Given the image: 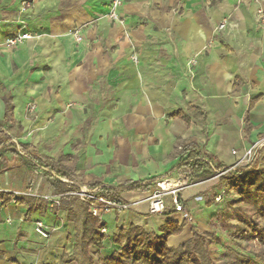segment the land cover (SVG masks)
I'll return each mask as SVG.
<instances>
[{
  "label": "crops",
  "instance_id": "obj_1",
  "mask_svg": "<svg viewBox=\"0 0 264 264\" xmlns=\"http://www.w3.org/2000/svg\"><path fill=\"white\" fill-rule=\"evenodd\" d=\"M111 1L0 0V121L12 138L43 163L72 169L83 188L182 175L179 153L191 142L230 169L248 150L262 149L264 0H124L123 24L107 18ZM26 33L33 37L5 47ZM0 176L1 193L30 186L37 193L17 204L0 201V264H85L77 245L83 202L61 201L42 173L11 156ZM192 215L169 247L185 244L194 230L216 233L209 214ZM102 220L107 232L91 249L95 264L122 250L114 237L132 226L160 235L167 221H185L180 213L152 214L143 202ZM38 221L49 239L36 232Z\"/></svg>",
  "mask_w": 264,
  "mask_h": 264
},
{
  "label": "trees",
  "instance_id": "obj_2",
  "mask_svg": "<svg viewBox=\"0 0 264 264\" xmlns=\"http://www.w3.org/2000/svg\"><path fill=\"white\" fill-rule=\"evenodd\" d=\"M4 100L6 103V118H10L13 109L11 100L8 97ZM253 104L254 102H252L251 107ZM29 149L30 147L25 144H14V138L0 125V174L7 170L8 156H11L13 160H18L31 173H42L47 183L61 196V201L70 197L77 199L73 193L91 189L97 193L98 197L108 201L123 202L121 197L123 193H153L160 181L153 179L145 182H128L120 187L95 184L91 188H83L74 181L72 169L62 165L61 162L43 163L39 157L31 154ZM258 158L259 155L250 164L237 167L231 173L223 176L221 180L236 179L245 175V178H247L245 194H249L252 190L264 193V170L257 169ZM179 159L178 173L186 174L189 171L188 176L191 182L205 180L230 169L222 164L215 163L210 155L201 151L194 142L183 146L179 153ZM64 182L67 183L64 184ZM234 187H239V185L236 184ZM12 198L11 193L0 192V201L4 204L11 202ZM241 201L240 199L236 202ZM83 204L85 212L83 229L77 245L80 247L85 264H95L91 249L92 247L101 246L104 235L100 230L105 227L101 218L91 214L89 204L86 202H83ZM174 213H176L175 209L170 206L163 215L169 216ZM186 222L184 221L182 225H178V223L169 220L160 228V235L147 234L142 229L132 226L127 231H122L120 235L114 237V243L122 246V250L112 257L101 259L100 264H212L211 257L214 259L213 250L218 245H224L215 232L199 233L194 230L192 238L185 244L177 248L168 246L169 237L179 235ZM254 230L255 234L251 235L250 238H260L264 241V233H258L256 229ZM228 250L229 252L226 253L225 258L216 264H256L252 258L239 263L231 258L232 249ZM256 258H261V256L257 255Z\"/></svg>",
  "mask_w": 264,
  "mask_h": 264
},
{
  "label": "rangeland",
  "instance_id": "obj_3",
  "mask_svg": "<svg viewBox=\"0 0 264 264\" xmlns=\"http://www.w3.org/2000/svg\"><path fill=\"white\" fill-rule=\"evenodd\" d=\"M0 124L2 125L1 121ZM9 132L11 133L10 130ZM14 139L18 141V137ZM260 143H264V140ZM257 147L252 157L258 154L260 148ZM257 169L264 170V144L260 149ZM245 177L244 175L236 179H230L228 184L226 182L222 184L226 180L217 179L212 182L216 185L214 184L205 193H199L189 200H184L182 195L185 208L192 217V214L196 212H205L211 216L210 223L218 237L221 238L222 243H224V245H218L213 250L214 259L210 256L212 264L220 263L225 258L226 253L229 252L228 249H232L231 258L239 263L252 258L256 264H264V241L260 238H250L251 235L255 234L254 229L258 233H264V193L252 190L249 194H245L247 179ZM3 182L4 179L0 176V186ZM236 184L239 187H234ZM198 197L202 198L197 199ZM218 197L222 199L217 201ZM240 199L241 202H236ZM167 202L170 206V199ZM257 255L261 258H256Z\"/></svg>",
  "mask_w": 264,
  "mask_h": 264
},
{
  "label": "built area",
  "instance_id": "obj_4",
  "mask_svg": "<svg viewBox=\"0 0 264 264\" xmlns=\"http://www.w3.org/2000/svg\"><path fill=\"white\" fill-rule=\"evenodd\" d=\"M123 2L124 0H112L110 11L107 14V18H109L110 20L116 23L123 24L124 20L120 14V9L123 6ZM29 5L30 4L28 3L24 4L22 11L23 12L27 11ZM32 37L33 36L30 33L17 34L6 41L5 47L7 48L15 47L23 43L25 40L31 39ZM76 37L78 42L82 41V37L77 35V33H76ZM134 61H137L136 57H134ZM31 110L33 111L34 107H31ZM17 143L20 142L14 139V144ZM255 148L256 146L248 150L244 158L240 162H238L234 167H232L231 169L225 172L218 173L214 177L196 182H191L188 176L189 171H187L186 174L164 178L158 182L157 190L154 193L150 195H146L145 197H142L141 199H138L134 202L108 201L102 197H98L97 193L91 189L82 190L73 193V195L76 196L78 199H80L82 202L88 203L90 206L91 214L101 219L104 213L111 211L123 212L131 209L133 206L142 202L148 204L150 213L163 215L167 210V208L169 207L167 200L170 199V204H171L170 206L175 209L176 213H180L185 221L193 222V217L187 212L185 208V204L182 199L183 193H185L189 189L209 184L217 179L219 180L223 176L231 173L234 169L241 166L242 164L248 163L252 158ZM4 192L11 193L13 195L11 202L14 204H17L19 202V199L23 197H37V193L33 188V186H30L24 190H19V191L6 190ZM221 199H222L221 197H218L216 200L220 201ZM35 229L36 232L40 234L42 237L46 239L50 238L51 233L46 229V227L41 221L35 223ZM100 231L103 234L107 232L106 228H102Z\"/></svg>",
  "mask_w": 264,
  "mask_h": 264
}]
</instances>
